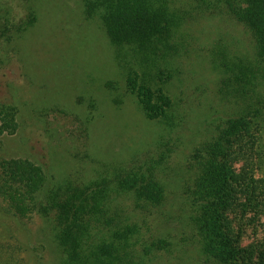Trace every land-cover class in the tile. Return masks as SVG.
<instances>
[{"label":"trees","instance_id":"16d2710c","mask_svg":"<svg viewBox=\"0 0 264 264\" xmlns=\"http://www.w3.org/2000/svg\"><path fill=\"white\" fill-rule=\"evenodd\" d=\"M86 1L92 12L103 13L116 44L148 55L142 75L130 74L127 81L151 121L175 112L181 117L170 79L182 72L188 58L197 60L200 48L194 47L187 27L205 15L211 18L209 23L237 24L250 46L231 58L213 60L214 68L228 79L215 90L219 95L215 116L203 114L189 134L194 138L209 133L194 144L184 164L174 163L175 151L186 142L178 119L170 124L176 131L167 128L172 139L160 137L152 150L104 168L108 171L102 181L81 187L82 192L90 191L84 199L66 200L54 227L62 254L59 263L153 264L159 254L173 253L174 244L188 243L198 253L193 264H264V238L254 247L242 245L245 223L240 225L239 216V212L264 215V0ZM136 80H141L138 87L132 86ZM186 116L181 119L184 124ZM236 161L242 162L240 172ZM40 185L0 166V213L21 220L54 215L56 204ZM173 185L179 189L172 190ZM176 203L187 217L182 236L160 227L161 222L182 224L181 216L173 212ZM15 246L0 241V264H26L22 257H14Z\"/></svg>","mask_w":264,"mask_h":264},{"label":"rangeland","instance_id":"374dc122","mask_svg":"<svg viewBox=\"0 0 264 264\" xmlns=\"http://www.w3.org/2000/svg\"><path fill=\"white\" fill-rule=\"evenodd\" d=\"M90 8L86 0H0V166L40 183L47 199L56 204L50 217L36 214L21 220L0 213V241L16 245L14 257H22L26 264H60L54 227L66 200L84 199L90 191L82 192L81 187L102 181L108 171L104 168L152 150L160 137L169 140L174 135L168 129L176 131L170 127L178 119L186 142L175 151L174 163L184 164L194 144L209 135L189 134L203 114L215 116L219 97L215 90L228 79L214 68L213 60L231 58L250 46L237 24L209 23L211 18L205 15L187 27L194 47L200 48L197 60L188 58L182 72L170 79L181 117L175 112L151 121L127 81L130 74L142 75L148 55L116 44L103 13ZM135 82L132 86L141 85V80ZM241 163L235 162L237 172ZM39 170L46 180L39 177ZM178 189L173 185L172 190ZM170 195L171 200L176 198L175 193ZM176 204L173 212L181 216L182 224L161 222L160 227L182 236L187 217ZM242 213V245L254 247L264 238V215ZM174 247L173 253L159 254L153 264L195 262L198 253L192 245Z\"/></svg>","mask_w":264,"mask_h":264}]
</instances>
